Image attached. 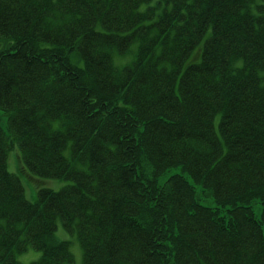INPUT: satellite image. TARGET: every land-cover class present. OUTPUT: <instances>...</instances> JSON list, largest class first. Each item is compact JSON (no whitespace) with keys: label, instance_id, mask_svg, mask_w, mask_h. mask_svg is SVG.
I'll return each mask as SVG.
<instances>
[{"label":"trees","instance_id":"1","mask_svg":"<svg viewBox=\"0 0 264 264\" xmlns=\"http://www.w3.org/2000/svg\"><path fill=\"white\" fill-rule=\"evenodd\" d=\"M263 1L0 0V264H264Z\"/></svg>","mask_w":264,"mask_h":264},{"label":"rangeland","instance_id":"2","mask_svg":"<svg viewBox=\"0 0 264 264\" xmlns=\"http://www.w3.org/2000/svg\"><path fill=\"white\" fill-rule=\"evenodd\" d=\"M263 3H264V1H263ZM254 11H256V10H254ZM0 42H2V40H0ZM126 58H128V57H126ZM219 116L220 115H216L214 117V119H213L214 126H216ZM0 125L2 126L3 129L6 130V116L4 114H2V111H0ZM12 150H10L8 152L10 159L8 158V155H7V167H8V170L10 172L16 174L20 178V181L24 187L25 197L28 200H30V201L36 200L37 189L39 187H48V188H51L53 190H58V189L64 187L66 184L69 183L65 179H49V178L35 179L34 177H30L22 168L19 169L17 167V165L15 163V160H16L15 156L13 158H11L12 155L14 154ZM175 173L183 174L189 182L194 184L191 177L185 171H182L179 166L171 167L166 172L162 173L158 177L159 183H163L164 180L168 177V175L175 174ZM194 185H195L196 190L198 192V197H199L200 203L204 206H213L215 204L213 201V197L210 194H208L207 191L202 190L199 185H196V184H194ZM254 201L255 202L252 204V208H253L255 216L257 218H259L260 212H261V203L257 198ZM0 222H1V219H0ZM262 229L264 232V225H262ZM55 236L58 239L67 240L69 242L70 251L73 254V261L69 264H82V256H81L80 246H79L74 234L68 233L67 231H65L62 228L60 221L57 222V228L55 230ZM15 256L20 261L21 264H29L30 262L37 260L40 257V252L33 249V248H28L26 251L18 253Z\"/></svg>","mask_w":264,"mask_h":264},{"label":"bare ground","instance_id":"3","mask_svg":"<svg viewBox=\"0 0 264 264\" xmlns=\"http://www.w3.org/2000/svg\"><path fill=\"white\" fill-rule=\"evenodd\" d=\"M217 115H219V114H217ZM216 116V115H215ZM214 116V117H215ZM220 117V116H219ZM148 121H151V122H153L154 123V120H153V118L151 117V116H149L148 118ZM218 120H219V118H218ZM218 120H217V122H218ZM216 127V126H215ZM103 175H104V173H102Z\"/></svg>","mask_w":264,"mask_h":264}]
</instances>
